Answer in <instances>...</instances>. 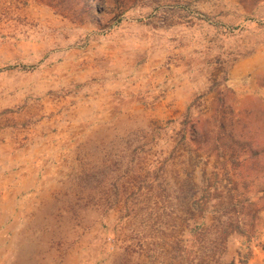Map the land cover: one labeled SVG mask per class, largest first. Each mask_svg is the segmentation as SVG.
Returning a JSON list of instances; mask_svg holds the SVG:
<instances>
[{"label": "rangeland", "instance_id": "1", "mask_svg": "<svg viewBox=\"0 0 264 264\" xmlns=\"http://www.w3.org/2000/svg\"><path fill=\"white\" fill-rule=\"evenodd\" d=\"M13 9L42 47L9 68L45 75L61 117L46 208L0 264H264V0Z\"/></svg>", "mask_w": 264, "mask_h": 264}, {"label": "crops", "instance_id": "2", "mask_svg": "<svg viewBox=\"0 0 264 264\" xmlns=\"http://www.w3.org/2000/svg\"><path fill=\"white\" fill-rule=\"evenodd\" d=\"M29 12L23 6L17 11L26 17ZM4 13H0L1 248L4 242L13 245L15 227L28 219L29 211L46 208V130L57 127L61 117L57 113V96L47 90L45 75L9 68V63L42 47V43L39 34L38 42L24 38L29 28L16 24L22 20L15 17L14 9Z\"/></svg>", "mask_w": 264, "mask_h": 264}]
</instances>
